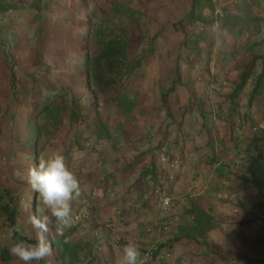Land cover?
<instances>
[{"label":"trees","instance_id":"trees-1","mask_svg":"<svg viewBox=\"0 0 264 264\" xmlns=\"http://www.w3.org/2000/svg\"><path fill=\"white\" fill-rule=\"evenodd\" d=\"M261 1L264 0H227V3L223 4L220 0H189V10L175 23V27L181 28L184 34L183 40L179 43V51L185 48L188 51L187 58L195 61L201 58L204 44L213 46L216 43L218 30L227 32L235 39L244 36L252 24L264 21V16L253 14ZM162 2L163 0H97L91 4L90 11L85 9L83 25L80 29L77 28L75 34H70L66 30L69 21L61 20L59 23L61 38L56 53L71 63L73 73L67 78L57 71L52 79L42 80V75L53 74L55 71L44 57L46 41L52 39V33L46 31L49 19L47 10L50 9V5L48 2L34 0L28 7L33 12L34 37L37 44L33 60H38L39 64L31 74V86L28 91H24V87L19 91L16 89L15 60L7 49L9 42L4 37L6 31L0 23V49L5 58L7 71L10 73L14 90L13 100L23 103L26 107L24 129L16 128L14 121L9 145L6 146L8 149L0 144V150L2 149L0 156L7 159L6 170L9 172L6 173L16 172L18 175V180L12 184L13 188L7 182L0 183V217L10 230L12 241L11 245H0V264H17V258L10 252L14 243L29 236L31 240L28 242H35L39 230L28 222L32 215L48 218L49 231L44 235L53 250L50 257L33 264L95 263L98 256L93 254V243L72 239L73 233L78 229L76 226L65 228L62 234L57 233L56 220L39 201L37 193L28 183V170L40 159L42 154L40 145L44 136L61 128L68 127L72 132L73 142L79 149H83L85 142L91 137L97 141L110 140L134 133L142 118L150 112V108L146 107L144 95L140 90H124L119 84L122 77L134 74L143 65L148 54H155V42L162 35V31L159 29L151 33L146 15ZM217 5L222 7L223 16L220 18L218 29L215 30L213 26ZM25 8L23 0H0V19L9 12L16 13ZM9 27L10 25L6 26ZM13 35L14 38L17 37L15 33ZM261 43H264V40L252 42L249 36H246L244 42L236 46L239 54L234 53L233 62L234 68L238 70V76L227 95L233 108L238 105V98L250 81L248 105H252L257 99L260 101L264 95V51L262 53L256 51V47ZM140 44L146 45L145 50H139ZM177 79L180 80V77H172L171 86L167 88L162 86L160 96L163 103L160 107H166L165 101L170 91L176 87ZM195 101L199 108L203 107V99L196 97ZM182 107L183 115L191 111L188 104ZM160 115L157 113L154 116L160 118ZM11 117L15 118V115ZM204 118L207 119V116L204 115ZM87 123H90L91 132L81 134L79 128L82 126L86 129ZM2 140L4 139H0ZM262 140L264 136L255 138L254 142ZM58 152L62 153V150ZM62 154L67 156V153ZM262 158L261 151L249 154L247 170L236 172L244 185L252 184L259 190L264 188ZM151 167H154V163ZM189 213L193 217V222L180 226V238L186 237L210 248L206 235L216 227L214 217L203 208L195 206ZM164 247L170 248L171 244L169 242L160 244L156 252ZM96 264L101 263L97 261Z\"/></svg>","mask_w":264,"mask_h":264},{"label":"crops","instance_id":"crops-1","mask_svg":"<svg viewBox=\"0 0 264 264\" xmlns=\"http://www.w3.org/2000/svg\"><path fill=\"white\" fill-rule=\"evenodd\" d=\"M230 64L224 68L225 74L219 73L217 80L212 77L215 82L211 80L208 83L204 78L197 80L199 87H203L196 91H202L204 102L209 96L207 106L193 107L184 115L181 112L182 118L188 117V120L185 118L179 124L181 127L173 132L172 137L167 136L168 152L178 164L174 170L176 178L170 184V191L176 200L168 214L158 209L152 192L158 182L159 165L158 150L154 156L146 154L154 140L159 139V135L153 137L157 132L153 124L147 128L140 123L132 135L106 140V189L96 186L93 162L89 157L85 162L76 163L75 171L82 172L78 178L82 195L73 202V213H82L86 218L72 226L84 230L81 240L93 243V254L98 258L92 264L97 261L119 264L121 248L129 241L136 243L143 255L153 244H171L170 248H161L157 254L147 257L146 264H212L222 257L220 264H240L238 259L244 256L239 249L227 252L224 247L219 251L218 248L228 240L220 235V227L227 223L236 242L247 238L245 234L235 232L241 226L250 225L252 219L247 218L250 217L247 212L252 207L248 204V185L242 183L236 172L247 170L249 154L253 152L261 151L264 158V140L254 142L255 138L264 136L263 130L257 129L264 114L259 116L260 112H253L258 99L248 105L251 81L239 96L238 105L233 108L227 95L238 70L234 68L235 62ZM173 92L179 97L182 94L181 100L185 103L191 98L186 87L176 86ZM222 102L227 106L224 107ZM257 103L260 109V105H264V95ZM156 143L154 145H159ZM263 158L261 162L264 165ZM219 160L222 164L216 166ZM153 163L155 168L151 167ZM194 206L203 208L214 217L216 227L206 235L210 248L179 236L180 226L193 222L189 211ZM164 222L167 229L159 231ZM213 232H217L218 238L210 240ZM167 249L171 252L170 258L164 256Z\"/></svg>","mask_w":264,"mask_h":264},{"label":"rangeland","instance_id":"rangeland-1","mask_svg":"<svg viewBox=\"0 0 264 264\" xmlns=\"http://www.w3.org/2000/svg\"><path fill=\"white\" fill-rule=\"evenodd\" d=\"M33 1L34 0H23L26 6L24 10L16 13L9 12L0 19V23L6 31L5 35H3L6 41L9 42L7 49L12 54L13 60H15L16 89H18V91L22 87H24V91L30 89L32 80L31 74L35 72L37 68L36 65L39 64L38 60H33L37 44L34 37L35 24L33 23V12L28 7ZM41 1L43 3L48 2L50 5V9L47 10L49 19L47 21L46 31L52 33V39L46 41L44 57L47 62L52 64L53 70H55L53 74L46 73L42 75L41 79H52L57 71L59 74L62 73L69 78L73 73V66L68 60H63L59 53H56L58 50V41L59 38H61L59 23L61 20L69 21L66 30L69 31L70 34H75L77 28L80 29L83 25V14L86 11L85 9L87 8L90 11L91 4L95 1L97 2V0ZM220 2L224 4V2L227 3V0H220ZM250 4L253 5L252 2ZM219 6L220 5H217V7ZM188 10L189 0H163L162 4H158L154 10L151 9L149 13H147V22L149 23L151 33L157 32L159 29L162 31V35L155 42V54H148L143 65L137 69L134 74L122 77L119 84V87L124 90L138 89L144 95V102L146 107L150 108V112H148L147 116L142 118L141 125L143 123L144 126L149 128V126L153 124V127L157 128V132L154 133L153 137L155 138L156 135H159V139L157 141L154 140L151 147L146 151V154L152 153L153 156L155 155V151L159 149L161 143L163 141L167 142L168 134L172 137L173 132L181 127L179 124H181L185 118L188 120V117L182 118V104L184 103L183 106L188 104L191 106L192 110L193 107L195 109L198 108V103L195 101L196 97L204 100L202 91H196L198 89L200 90L202 86L199 87L200 84H197V80L199 78H204V81L209 83L212 77L214 78L213 80H217L220 72L222 75L225 74L226 69L224 68L228 67V63L230 64V62H233L234 53L237 52V54H239L236 46H240V44L244 42V39H246V36H249L250 41L264 40V21L259 24H252L247 34L238 39L230 36L227 32L218 30L216 43L213 46L204 44V52L201 58L191 61V59H189L190 57L187 58L188 51L185 50V48L181 52L178 49L179 43L184 38V34L181 32V28L175 27V23L179 22ZM253 14L264 16V1H261L257 8L254 9ZM7 25H10V27L6 28ZM14 33L17 36L16 38H14ZM139 46V50L146 47L145 44H140ZM51 49L54 50L52 51ZM256 51L262 53L264 51V43L257 46ZM5 65V58L0 49V139H4L0 141V144L6 147L9 145L14 121L16 122V128L24 129L23 124L26 107H24L23 103L13 100L14 90L10 81V73L7 71V66ZM228 72L230 73V71ZM227 74L228 73H226V75ZM177 76L180 77V80L177 79V81H175L176 86L188 88L191 93V98L185 103L184 100H181V98H183L182 94H180L181 97H179L177 93L171 90L165 101L166 107H160L163 103L160 96L162 86L164 85L166 88L171 86V78ZM162 80L167 81L161 82ZM206 100H210L209 96H206ZM208 101L204 102L203 106L206 107ZM257 102L255 103L256 106L253 108V112L255 114L260 112L259 116H262V114H264V105L260 103L259 109V104ZM221 104H223L224 107L227 106L225 102ZM166 108H168L167 111ZM153 111L154 115L157 113L161 114L159 116L160 118L152 115ZM111 114L114 116L112 111ZM11 115H15V118L11 117ZM89 124L90 123H87L86 129L81 126L79 132H81V134H89L91 132V126ZM155 142L159 145H154ZM121 143H123V141H121ZM256 146L259 147L260 144ZM40 149L42 152L40 158H47L60 149L62 153H67V156H65L66 162L77 178H80L82 172L78 173L75 171L74 167H77L76 163L81 161L85 162L87 161L86 158L89 157L93 162L92 172L94 178L96 177L95 184L99 186L100 189H104L106 182V140L97 141L91 137L89 141L85 142L84 148L79 149L73 142L72 132L68 127H64L57 132L46 134L43 143L40 145ZM1 151L2 149L0 152ZM7 166L6 157L0 156V183L7 182L9 186H12L13 182L18 180V175L16 172H10L11 174L6 173L9 172L6 170ZM247 189L250 196L248 204L252 205L247 212L250 217L247 218L248 220L252 218L250 220L251 223L247 227L241 226L235 231L236 233H240L239 235L245 234L247 238H243L242 241L236 242L235 239L233 240L232 236H234V234L231 233V228L227 226V223H223V226L220 227V235H224V238L228 240L223 243L224 246L218 249L222 251L221 249L226 248L227 252L239 249V252L244 256V258L238 259L240 264H246L247 262V264H264V188L259 190L252 184H249ZM92 194L95 195L93 192ZM83 232L84 230H76L72 235V239L75 241L81 240L84 236ZM216 238H218V234L217 232H213L210 235V240H215ZM11 244L10 230L4 225L3 218L0 217V245ZM222 259L218 258L217 261H213L212 264H220L223 262ZM16 262L17 264H22L18 258Z\"/></svg>","mask_w":264,"mask_h":264},{"label":"clouds","instance_id":"clouds-1","mask_svg":"<svg viewBox=\"0 0 264 264\" xmlns=\"http://www.w3.org/2000/svg\"><path fill=\"white\" fill-rule=\"evenodd\" d=\"M27 180L32 190L37 193L39 201L56 220L57 233L62 234L65 228H70L78 219L73 213V202L81 197L82 187L65 156L54 152L47 158H40L36 165L29 168ZM28 222L39 230L35 242H28L31 240L29 236L10 248L11 254L22 264L45 260L53 252L51 243L44 235L49 231L48 218L32 215ZM147 259L138 245L129 241L121 248L119 264H146Z\"/></svg>","mask_w":264,"mask_h":264},{"label":"built area","instance_id":"built-area-1","mask_svg":"<svg viewBox=\"0 0 264 264\" xmlns=\"http://www.w3.org/2000/svg\"><path fill=\"white\" fill-rule=\"evenodd\" d=\"M223 16V9L221 6L216 8L215 11V23L213 26V29L217 30L220 24V18ZM257 129L263 130L264 131V119L259 123ZM158 182L154 186L153 189V197L154 201L158 207V209L163 212L164 214H168L171 209L174 206L176 198L173 196V194L170 191V184L173 182L176 178L174 170L177 167V160L175 158H172V156L168 152V142L163 141L158 149ZM222 161H217L216 166L221 165ZM195 193L196 190L194 189ZM78 219H76L75 222H81L85 220V215L82 213H78L74 215ZM167 229V224L164 222L161 224L159 227V231L166 230ZM159 245L158 244H153L148 251L145 253L144 256H147L148 258L150 255H152L154 252L158 251ZM165 258H170L171 257V252L167 249L165 250Z\"/></svg>","mask_w":264,"mask_h":264}]
</instances>
